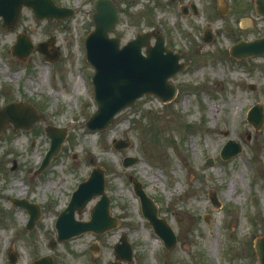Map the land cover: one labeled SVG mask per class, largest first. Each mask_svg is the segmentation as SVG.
<instances>
[{
	"label": "rangeland",
	"instance_id": "obj_1",
	"mask_svg": "<svg viewBox=\"0 0 264 264\" xmlns=\"http://www.w3.org/2000/svg\"><path fill=\"white\" fill-rule=\"evenodd\" d=\"M53 1L73 13L61 21L37 19L23 5L14 25H4L0 17V107L30 103L43 118L29 129L7 123L0 132V264H32L45 254L52 264H110L121 233L133 255L131 262L120 264H258L254 241L264 235V122L255 130L246 113L255 103L264 113V54L235 59L228 53L239 39L262 35L264 18L255 13L253 0H114L119 20L110 35L119 36L122 44L138 29L161 32L165 46L179 53L186 67L169 78L178 90L174 98L163 102L144 94L101 131L85 126L96 107L93 68L83 43L93 29V0ZM222 1L223 15L218 13ZM206 27L213 34L209 42L202 38ZM18 33L33 45L52 39L46 49L56 58L48 61L35 48L25 60L12 55ZM48 124L64 127L66 135L60 151L36 172L49 145ZM115 139L131 144L116 150ZM228 139L242 149L222 159L219 152ZM125 156L137 161L124 168ZM209 157L213 161L207 164ZM94 165L104 167L110 213L119 225L49 246L56 237L57 214ZM130 176L140 180L158 216L173 229V247L164 248L142 215ZM212 190L219 202L215 207L208 198ZM11 197L39 205L34 227H25L28 212L12 205ZM96 200L75 218L87 220ZM10 250L16 255L13 263Z\"/></svg>",
	"mask_w": 264,
	"mask_h": 264
},
{
	"label": "water",
	"instance_id": "obj_2",
	"mask_svg": "<svg viewBox=\"0 0 264 264\" xmlns=\"http://www.w3.org/2000/svg\"><path fill=\"white\" fill-rule=\"evenodd\" d=\"M254 4L256 13L264 17V0H254ZM22 5L30 6L36 18L53 17L60 21L72 13V10L67 7L55 5L53 0H0V16H2L4 25H14ZM93 5L95 10L92 14L94 28L85 36L84 44L86 60L94 69L91 82L96 109L88 117L85 124L89 129H103L111 122L117 111L134 104L135 100L144 93L155 94L163 101L171 100L177 89L168 81V78L182 70L185 63L178 62L179 54L164 46L163 35L159 32L137 30L134 38L120 46L118 36H109V32L118 21L117 7L113 0H94ZM192 9L196 13L194 5H192ZM183 11H186L185 7ZM220 13L223 14L224 10H220ZM151 36L155 37L153 45L149 44ZM203 39L204 41L211 40L209 29L204 31ZM50 42L52 39L40 42L35 47L46 54L45 46ZM142 47H144V53ZM32 48L33 44L29 38L25 34L19 33L11 47V52L25 60ZM229 53L236 58L264 53V29L263 36L259 38L248 41L239 40L231 45ZM56 56L55 51L51 55L46 54L48 60H52ZM40 118L32 105L11 102L0 108V131L6 122H11L15 128L28 129ZM247 119L255 129L261 126L264 115L259 103L249 110ZM46 134L50 137V146L42 160L41 168L60 149L65 130L48 126L46 127ZM127 145H129L128 140L118 139L113 142V147L116 149ZM239 150L240 144L229 140L223 146L220 155L222 158H228ZM135 160V157H125L123 165L132 164ZM103 170L101 166L93 167L87 179L78 184L65 209L59 213L55 221L58 241L88 230L104 232L118 223L117 219L109 214V198L104 191ZM131 181L135 193L140 198L143 214L153 226L154 231L163 239L166 248L173 246L175 236L171 227L163 218L157 216L156 205L142 189L141 183L133 177H131ZM96 195H100V198L90 209V219L87 221L75 219L74 212L81 211L87 201ZM209 197L212 203L216 205L215 194L210 193ZM13 201L14 204L27 208L30 213L27 228H31L39 216L38 207L18 199ZM55 243L54 240L50 241L51 245ZM113 250L117 257L123 260H131V246L124 234L113 245ZM255 250L259 264H264V236L256 239ZM9 257L14 262V253H10ZM33 264H51V260L48 256H42L36 259Z\"/></svg>",
	"mask_w": 264,
	"mask_h": 264
},
{
	"label": "bare ground",
	"instance_id": "obj_3",
	"mask_svg": "<svg viewBox=\"0 0 264 264\" xmlns=\"http://www.w3.org/2000/svg\"><path fill=\"white\" fill-rule=\"evenodd\" d=\"M14 184H17V181L14 182ZM19 190H20V191H23V190H24V185L20 186Z\"/></svg>",
	"mask_w": 264,
	"mask_h": 264
}]
</instances>
